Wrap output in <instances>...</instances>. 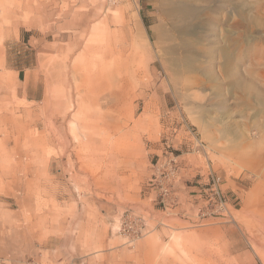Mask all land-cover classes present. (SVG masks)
I'll use <instances>...</instances> for the list:
<instances>
[{"label": "rangeland", "instance_id": "obj_1", "mask_svg": "<svg viewBox=\"0 0 264 264\" xmlns=\"http://www.w3.org/2000/svg\"><path fill=\"white\" fill-rule=\"evenodd\" d=\"M196 4L187 66L167 0H0V257L264 264V0Z\"/></svg>", "mask_w": 264, "mask_h": 264}, {"label": "bare ground", "instance_id": "obj_2", "mask_svg": "<svg viewBox=\"0 0 264 264\" xmlns=\"http://www.w3.org/2000/svg\"><path fill=\"white\" fill-rule=\"evenodd\" d=\"M201 13L202 10L197 6L196 0H167L164 17L170 22L178 38V42L169 45V47L167 46V50L172 56H176L177 65L184 64L188 66L199 59L198 45L200 37L194 27H197L198 20L201 19ZM142 42L143 51L139 50V46H134V53L138 59L139 70L144 71L149 62L153 60V54L148 48L145 38ZM61 49L63 48L61 47ZM221 52L227 54L226 62L228 65L231 61L229 49L222 48ZM116 94L117 92H112V95ZM114 106H116V102Z\"/></svg>", "mask_w": 264, "mask_h": 264}, {"label": "built area", "instance_id": "obj_3", "mask_svg": "<svg viewBox=\"0 0 264 264\" xmlns=\"http://www.w3.org/2000/svg\"><path fill=\"white\" fill-rule=\"evenodd\" d=\"M173 159L170 160V167ZM172 175H175L172 173ZM199 201H203L208 207L205 215L222 216L229 213L231 199L223 188V180L216 173L207 176V182L200 186ZM0 264H12L9 260L0 257ZM18 264H43L36 259L30 258Z\"/></svg>", "mask_w": 264, "mask_h": 264}, {"label": "crops", "instance_id": "obj_4", "mask_svg": "<svg viewBox=\"0 0 264 264\" xmlns=\"http://www.w3.org/2000/svg\"><path fill=\"white\" fill-rule=\"evenodd\" d=\"M4 35H5V32H4V30L3 29H1L0 28V39H3V37H4ZM1 41V40H0ZM0 47H1V44H0ZM25 137H26V135H25ZM26 155L27 154V152H22V155ZM200 187H198L197 189H194V191H196V190H198ZM199 194H200V191H198V193H196V194H194V195H185V193H181V195H182V197H183V199H188L187 197H191V198H195V199H198L199 200ZM180 195V194H179ZM182 197H180L179 196V200L181 201L182 200Z\"/></svg>", "mask_w": 264, "mask_h": 264}]
</instances>
